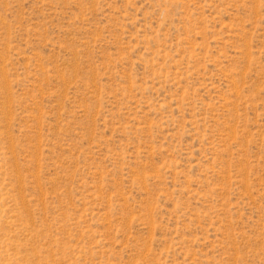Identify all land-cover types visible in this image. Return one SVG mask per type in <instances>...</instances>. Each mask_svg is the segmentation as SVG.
<instances>
[{
  "label": "rangeland",
  "instance_id": "1",
  "mask_svg": "<svg viewBox=\"0 0 264 264\" xmlns=\"http://www.w3.org/2000/svg\"><path fill=\"white\" fill-rule=\"evenodd\" d=\"M0 264H264V0H0Z\"/></svg>",
  "mask_w": 264,
  "mask_h": 264
}]
</instances>
